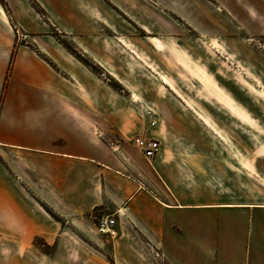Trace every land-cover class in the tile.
Instances as JSON below:
<instances>
[{
    "label": "crops",
    "instance_id": "0c3cea01",
    "mask_svg": "<svg viewBox=\"0 0 264 264\" xmlns=\"http://www.w3.org/2000/svg\"><path fill=\"white\" fill-rule=\"evenodd\" d=\"M9 1L24 28L48 25L29 0ZM37 1L104 69L105 24L131 32L111 4L144 28L158 19L151 0ZM219 9L264 36V0ZM49 37L35 41L59 69L21 47L0 106V245L11 264H62L73 255L62 245L106 241L110 252L89 251L88 264H264V157L238 162L230 140H190L182 152L173 141L149 179L137 175L94 141V73ZM106 215L117 229L107 240L97 227Z\"/></svg>",
    "mask_w": 264,
    "mask_h": 264
},
{
    "label": "rangeland",
    "instance_id": "374dc122",
    "mask_svg": "<svg viewBox=\"0 0 264 264\" xmlns=\"http://www.w3.org/2000/svg\"><path fill=\"white\" fill-rule=\"evenodd\" d=\"M159 1L150 3L158 11V19L151 28L138 25L111 4L113 14L131 32L123 33L118 24L117 28L105 24L104 69L71 35L53 24L46 11L45 15L39 14L48 25L43 31L31 32L23 27L10 1L0 0V106L21 47L28 46L59 69L35 41L36 37L49 35L79 61L65 45L81 52L91 64L90 67L81 61L95 75L94 141L123 155L135 166L137 175L149 179L153 170V163L134 145L137 136L160 139V161H165L173 141H178L175 150L182 152L187 151L185 146L190 140L235 141L237 147L231 150H237L233 155L238 162L247 163L249 158L262 160L264 36L253 33L252 22L243 25L244 20L219 9L220 5H228L229 0H221L223 5L219 0L220 5L216 0ZM110 18L115 22L114 17ZM152 37L159 43L154 44ZM148 109L158 118L155 126L150 125ZM110 237L105 233V240ZM35 246L42 252H53L51 245L38 242ZM101 247L110 252L108 241L104 245H62L63 250L73 252L62 264L92 263L88 252ZM9 256L7 245H0V264H11Z\"/></svg>",
    "mask_w": 264,
    "mask_h": 264
},
{
    "label": "built area",
    "instance_id": "2783aa9c",
    "mask_svg": "<svg viewBox=\"0 0 264 264\" xmlns=\"http://www.w3.org/2000/svg\"><path fill=\"white\" fill-rule=\"evenodd\" d=\"M146 113L150 116V125L155 126L158 123V118L154 116L153 111L151 109H148ZM134 145L143 153L145 158L149 161L154 159L161 149V141L157 138L149 136L135 137ZM97 227L101 233H106L111 237H115L117 235L116 219L113 216L106 215L100 217L97 222Z\"/></svg>",
    "mask_w": 264,
    "mask_h": 264
},
{
    "label": "trees",
    "instance_id": "16d2710c",
    "mask_svg": "<svg viewBox=\"0 0 264 264\" xmlns=\"http://www.w3.org/2000/svg\"><path fill=\"white\" fill-rule=\"evenodd\" d=\"M34 4V6L36 7V9L38 10L39 13L45 15V9L42 6H39V3L37 2V0H31ZM71 52H73L77 57H79L81 59V61H83L87 66L91 67V64H89V61L85 60L83 58V56H81V52H76L75 50L71 49V47H69L68 45H65Z\"/></svg>",
    "mask_w": 264,
    "mask_h": 264
},
{
    "label": "bare ground",
    "instance_id": "6f19581e",
    "mask_svg": "<svg viewBox=\"0 0 264 264\" xmlns=\"http://www.w3.org/2000/svg\"><path fill=\"white\" fill-rule=\"evenodd\" d=\"M152 40H153V39H152ZM153 42H154L155 44H158V43H159L158 40H154Z\"/></svg>",
    "mask_w": 264,
    "mask_h": 264
}]
</instances>
